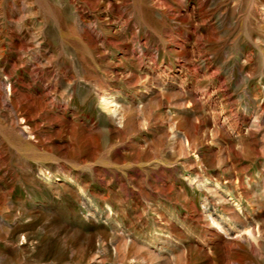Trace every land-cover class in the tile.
<instances>
[{
	"label": "rangeland",
	"instance_id": "1",
	"mask_svg": "<svg viewBox=\"0 0 264 264\" xmlns=\"http://www.w3.org/2000/svg\"><path fill=\"white\" fill-rule=\"evenodd\" d=\"M0 264H264V0H0Z\"/></svg>",
	"mask_w": 264,
	"mask_h": 264
},
{
	"label": "bare ground",
	"instance_id": "2",
	"mask_svg": "<svg viewBox=\"0 0 264 264\" xmlns=\"http://www.w3.org/2000/svg\"><path fill=\"white\" fill-rule=\"evenodd\" d=\"M215 222V221H214Z\"/></svg>",
	"mask_w": 264,
	"mask_h": 264
}]
</instances>
